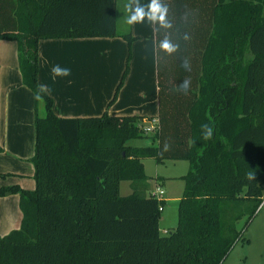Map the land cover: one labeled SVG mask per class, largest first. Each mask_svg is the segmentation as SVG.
Segmentation results:
<instances>
[{
	"label": "trees",
	"instance_id": "obj_1",
	"mask_svg": "<svg viewBox=\"0 0 264 264\" xmlns=\"http://www.w3.org/2000/svg\"><path fill=\"white\" fill-rule=\"evenodd\" d=\"M63 1L0 0V38L15 40L21 80L34 95V187L0 186V195L17 193L21 211L18 227L0 236V264H220L238 239L235 221L246 215L247 224L264 186V0H219L211 27H189V14L180 22L172 12L170 28L155 25L158 106L149 135L139 115L53 113L38 87L37 40L115 34L113 0H92L91 19L62 18ZM173 1L161 0L171 9ZM122 36L129 45L133 36ZM147 136L155 144L124 143ZM144 157L188 162L166 234L158 230L162 200L141 187ZM122 179L132 188L125 195Z\"/></svg>",
	"mask_w": 264,
	"mask_h": 264
},
{
	"label": "crops",
	"instance_id": "obj_2",
	"mask_svg": "<svg viewBox=\"0 0 264 264\" xmlns=\"http://www.w3.org/2000/svg\"><path fill=\"white\" fill-rule=\"evenodd\" d=\"M91 1L64 0L59 7V14L62 18L65 15L91 19L92 11H87ZM130 2L132 0H113L114 35L44 37L37 40V81L39 85L45 86L44 90L51 97L52 111L56 116L99 115L106 111L111 115H139L140 124L157 122L155 24L147 19L143 23L129 24L127 5ZM218 2L175 0L172 9L167 8L168 13L172 12L173 19H179L180 22L185 20L186 13L189 14V27H211L212 10ZM139 3L147 5L150 0H139ZM125 32L133 36L129 45L122 36ZM56 66L70 69L71 74H55L53 69ZM125 66L122 82L111 100ZM33 116L34 95L21 80L16 42L14 39L0 38V186L34 187L30 160L34 141ZM150 131L153 130L146 131V134L149 135ZM139 139L143 142H136ZM124 143L155 144L149 136L128 138ZM165 159H171V162L176 160L180 169L176 172L162 170L158 165H164ZM165 159L160 162L153 159L151 173L145 171L142 160L146 178L141 187H144L145 193L155 186L166 191V194L163 191L160 199L162 213H159L158 222L165 215L164 207L177 205L183 186L180 176L188 167L185 159ZM170 182L174 183L170 186ZM20 217L17 193L1 194L0 236L18 227ZM170 223L172 226L173 222ZM253 235L247 233L241 248L252 247L241 249L237 253V262L227 259L231 254L229 250L220 264H264V230L260 231L255 242Z\"/></svg>",
	"mask_w": 264,
	"mask_h": 264
},
{
	"label": "rangeland",
	"instance_id": "obj_3",
	"mask_svg": "<svg viewBox=\"0 0 264 264\" xmlns=\"http://www.w3.org/2000/svg\"><path fill=\"white\" fill-rule=\"evenodd\" d=\"M37 108H38L39 112L42 111L40 100L37 101ZM136 142L139 143V142H143V141H141V139H139ZM142 160L144 163L145 171L147 173H151L152 172L151 168L154 167V162H153L154 160L151 157H144L141 159V162H142ZM171 161H172L171 159H165V161H164L165 164L164 165H158V167H161L162 170H164L166 172L178 171L180 169V167L178 166L179 165L178 162H175L176 160H173V162H171ZM128 182L129 181L125 180V179H122L119 181L118 192L120 195L128 194L132 190V188L130 187ZM173 183L174 182H170L169 185L171 186ZM162 190L164 191V188ZM164 192H165L164 194H166V191H164ZM172 203L173 202H171V204ZM164 208H165V215L163 216V219L160 222H158L159 232L161 234H166L168 231H170L173 228V226L176 223V205L171 206L169 204L168 206H166ZM161 213H162V211L160 212V215H161ZM245 218H246V215H243L239 219H237L234 223L236 229L239 231V236H238V239L234 242V244L230 248L231 254H229V256L227 258L228 260L237 262V257H238L237 253H240L241 249H244L245 247H248V248L252 247V245H250V246H243V248H241V245H244V243L246 241L247 233L254 234L252 238L255 242L258 240L257 238L259 237L260 231L264 230V186H263V190H262L260 203L256 207L253 215L250 217L247 224L243 227V222H244ZM170 221L173 222L172 226H170L171 225ZM262 260H264V252L262 254Z\"/></svg>",
	"mask_w": 264,
	"mask_h": 264
},
{
	"label": "clouds",
	"instance_id": "obj_4",
	"mask_svg": "<svg viewBox=\"0 0 264 264\" xmlns=\"http://www.w3.org/2000/svg\"><path fill=\"white\" fill-rule=\"evenodd\" d=\"M133 2L135 6L133 7ZM127 10L129 12L128 23H143L145 19H147L150 23L158 25L161 28H170L171 24L167 20L168 8L165 4L161 2V0H150V3L147 5H141L139 0H132V2L128 3ZM161 48L165 50L167 53L171 54L175 51V46L171 43V41L167 38L162 40ZM55 74L58 75H70V69H61L59 66L54 67L53 69ZM41 90L45 89L44 85L38 86ZM188 83L182 85V88L185 92H187ZM202 127L207 128V132L205 133L204 138L209 139L212 135V129L207 125H203ZM167 145H165V150H167Z\"/></svg>",
	"mask_w": 264,
	"mask_h": 264
},
{
	"label": "built area",
	"instance_id": "obj_5",
	"mask_svg": "<svg viewBox=\"0 0 264 264\" xmlns=\"http://www.w3.org/2000/svg\"><path fill=\"white\" fill-rule=\"evenodd\" d=\"M142 130L144 132L153 130L156 128V122L151 121L148 122V124H141L140 125ZM163 190L160 188V186H155L153 190L149 191L148 194L154 196L156 199L160 200L162 198ZM159 209L161 208V205L158 206Z\"/></svg>",
	"mask_w": 264,
	"mask_h": 264
}]
</instances>
